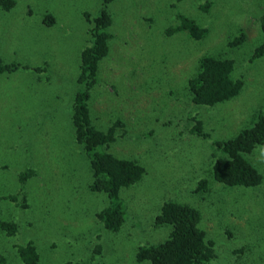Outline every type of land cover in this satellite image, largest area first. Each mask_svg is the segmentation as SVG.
Wrapping results in <instances>:
<instances>
[{"label":"rangeland","instance_id":"rangeland-1","mask_svg":"<svg viewBox=\"0 0 264 264\" xmlns=\"http://www.w3.org/2000/svg\"><path fill=\"white\" fill-rule=\"evenodd\" d=\"M103 9L102 0H17L10 12L0 9V58L21 65L0 74V223L16 225L11 235L0 230V264H24L18 249L30 243L42 264H151L136 254L170 236L173 227L155 221L169 201L202 215L217 256L210 264H264V146L246 156L263 177L257 187L218 183L212 170L214 157L225 156L217 143L264 116V57L250 60L263 41L264 0L108 6L114 38L91 90V119L101 131L115 127L109 151L146 169L120 192L127 216L118 232L99 218L111 200L93 191L91 161L74 140L81 55L92 44L85 14ZM183 17L200 21L207 35L168 33ZM240 31L247 40L231 51ZM224 53L236 60L242 92L214 107L193 103L188 86L199 59ZM197 122L207 137L194 133ZM202 180L207 187L198 191Z\"/></svg>","mask_w":264,"mask_h":264},{"label":"trees","instance_id":"trees-1","mask_svg":"<svg viewBox=\"0 0 264 264\" xmlns=\"http://www.w3.org/2000/svg\"><path fill=\"white\" fill-rule=\"evenodd\" d=\"M114 1L102 0L104 9L96 18L85 14L91 26L89 34L92 37V44L84 49L81 55L79 83L82 88L73 100V122L76 146L84 147L91 161L93 191L105 193L111 200L110 206L99 215V218L105 229L118 232L125 224L127 216L120 192L123 188L140 183L146 175V169L137 161L117 157L109 151L118 138L115 127L104 132L99 130L91 119V90L99 81L100 62L110 53V42L114 38L110 31L113 18L108 10V6ZM16 3L17 0H0V9L10 12ZM46 20L52 22L49 15ZM180 20L181 25L170 28L168 33L184 31L195 40H201L207 35L208 31L200 21L187 17ZM260 27L263 41L252 52L250 57L252 62L264 57V15L260 19ZM246 40V34L240 31L238 36L228 42V48L231 51L235 50L234 48L238 49ZM19 67L21 65L7 64L0 58V74L13 73L20 69ZM235 68L236 60L228 53L219 56L203 55L199 59L197 74L189 81L188 90L192 102L199 106L214 107L236 98L242 92L245 82L235 78ZM253 123L251 128L243 129L234 139L223 144L217 143L225 156L214 157L212 170L216 182L229 187L253 188L263 181L258 169L246 156L255 148L264 146V116L256 117ZM202 130L201 123L197 122L194 133L207 137ZM207 183V180H202L198 191L204 190ZM13 200L16 201V198ZM155 221L156 225L172 226L173 230L163 243L140 247L136 254L138 262L210 264L216 259L214 241H209L207 232L200 227L202 215L193 206L174 201L166 202ZM0 230L11 235L12 231L16 230V225L12 222L0 223ZM18 254L24 264H42L37 248L32 243L20 247Z\"/></svg>","mask_w":264,"mask_h":264},{"label":"bare ground","instance_id":"bare-ground-1","mask_svg":"<svg viewBox=\"0 0 264 264\" xmlns=\"http://www.w3.org/2000/svg\"><path fill=\"white\" fill-rule=\"evenodd\" d=\"M113 155V154H112ZM120 156H121V154H120ZM124 189V188H123Z\"/></svg>","mask_w":264,"mask_h":264}]
</instances>
